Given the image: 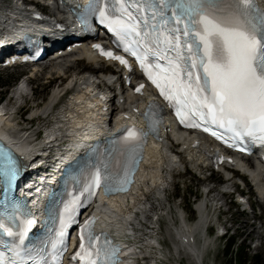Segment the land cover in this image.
I'll return each mask as SVG.
<instances>
[{"label": "snow or ice", "instance_id": "1", "mask_svg": "<svg viewBox=\"0 0 264 264\" xmlns=\"http://www.w3.org/2000/svg\"><path fill=\"white\" fill-rule=\"evenodd\" d=\"M99 20L112 32L123 51L136 58L147 79L159 90L187 127L215 126L237 141L248 138L264 146V13L255 0H97ZM100 54L128 67L122 56L94 45ZM144 85L136 88L140 92ZM151 127V125H150ZM117 171L96 166L85 185L90 196L126 190L145 133L126 129ZM217 139L222 137L213 131ZM243 150V149H241ZM18 175L10 154L0 162V180L7 197ZM19 205H14L19 211ZM35 221H23L18 233L3 222L0 230L23 244ZM85 223L77 257L86 264H117L118 248L94 236ZM64 233L61 231V236ZM87 242V244L85 243ZM0 264L3 258L0 257ZM13 264H16L13 261Z\"/></svg>", "mask_w": 264, "mask_h": 264}, {"label": "bare ground", "instance_id": "2", "mask_svg": "<svg viewBox=\"0 0 264 264\" xmlns=\"http://www.w3.org/2000/svg\"><path fill=\"white\" fill-rule=\"evenodd\" d=\"M19 7V5L15 4L2 6V9H0V25L2 24V27L5 26V28H9L10 31H13L12 34H16L17 37H19V32L35 33L39 29L38 24L26 21V15ZM51 12V16L56 15V17H61L60 14H56L53 10H51ZM25 26L26 28H24ZM79 54V52L73 53L66 56L60 63H55L57 66L54 73L60 74L59 72H61L63 75V66H66L67 69L75 68L77 64L74 62L71 63V60L79 57ZM86 60L90 64L94 63L90 58H86ZM51 64L53 65V63ZM51 64H48L46 67H51ZM94 64L98 65L97 63ZM58 65L60 66L58 67ZM101 69L102 67L100 66L95 71V73L98 72L94 76L95 80H92L88 76L86 77L84 74L79 76L74 75L73 79L70 78L68 84L72 93L66 94L62 92V89L57 94L53 95L51 97L52 99L46 103L45 106L40 107L39 111H35L34 115L33 113L30 114V118L43 116L44 120L48 119L50 126L44 128L45 133L50 134V136L55 139L56 143L66 137L69 139V142H73L74 145L77 144V148L73 150L69 158L83 151L90 145L89 142L93 139L106 135L108 136L110 133L105 121L107 112L99 111V104L93 97L94 81H97L102 87L110 84L108 76L101 74ZM23 88V84L15 87L11 92L10 98L16 100L21 98ZM64 96H67L64 105L60 109H55L57 103ZM122 97L125 101L122 107L127 110L126 107L134 103L135 100L129 98L128 95ZM15 114L16 107L14 106L11 108L3 106L2 109H0V135L13 138L15 148L22 153L25 159H28L31 155L30 153L33 152L36 147L34 148L31 143L30 135L18 131L17 123L14 122ZM86 126L91 127L85 129ZM75 137L77 141H75ZM171 139L177 143L176 146L171 144L167 137H165L163 139V144L157 143L148 149L147 159L144 160L141 173L136 179L135 186L128 196L118 195L106 198L105 205L101 208L100 218L102 219V224L110 230H113V233L119 240H130L131 243H133L131 246L133 248L141 246L145 234L151 233L153 236V232L155 233L160 230L159 226L156 227V224L150 222L149 216L152 215V217H154L157 207L162 203L163 199L161 196L164 198L166 186L168 185L167 181L171 178L170 171L183 169L185 167L184 164H187L193 171L199 173L200 166L205 164V159L201 150L194 151L191 149L189 136L178 134L173 138L171 137ZM44 145L45 144H40L39 146ZM200 146L204 147V144L202 143ZM169 152L176 156L171 155ZM238 166L249 169L247 176L254 188L257 202L262 200L264 207V175L261 169L247 164L242 165L240 163L236 164L233 169ZM208 197L210 199H208ZM222 198V196L218 197V194L211 193L205 197L206 202H199L196 204L195 211L197 213V220L195 224L185 220L183 211L176 213L178 224H173L171 229L176 239L174 252L178 250L184 251L185 254L187 253L193 258L194 264H203L202 259L205 250L211 243V240L204 235V227L206 223L211 222L213 218L210 217L209 211L206 213L205 209L207 204L210 203V205H212L219 201H221L219 205L222 207V205H224L222 203ZM250 227L254 228L252 225H250ZM254 231L256 232V228H254ZM199 232L202 238L200 247L195 243L197 233ZM156 236H158V234H156L155 237ZM159 246L161 247V251H155L150 246H148L149 248H146L145 251H149L150 254H157L164 259L172 256L169 251L162 248L160 241ZM135 262L138 264L137 260L133 258L128 264H134Z\"/></svg>", "mask_w": 264, "mask_h": 264}, {"label": "rangeland", "instance_id": "3", "mask_svg": "<svg viewBox=\"0 0 264 264\" xmlns=\"http://www.w3.org/2000/svg\"><path fill=\"white\" fill-rule=\"evenodd\" d=\"M46 65L48 64H43V68L42 66L39 68L41 73L35 76V80L30 81L29 88L31 90V95H25V97H21L22 99L20 100L11 99L10 95L17 85L15 80L16 77L18 74L24 72L26 68L20 67L0 70V107L5 106L11 108L19 104L23 105V107H19L16 111L14 122L17 123L18 131L26 135L28 134L31 136L36 130L50 126L48 119L44 120L43 116L31 118L33 120L29 122L24 121V119H30L31 113L34 115L35 111H39L40 107L45 106L46 103L52 99L51 97L53 95L57 94L69 84L70 78L73 79L74 75H82L84 70L80 69L85 64H77L75 68L68 69L66 66H63V75L61 72H59L60 74L54 73V71H56V64H53L54 66L51 65V67H46ZM90 67L92 68V66L89 65L87 70H90ZM66 98L67 96L62 97L55 109H60L64 105ZM33 143L34 142H32V144ZM36 145L37 142L33 144L34 147H37ZM206 174L207 173L204 172L202 176H206ZM212 181L214 184L217 183L216 179ZM218 185H221V182H219ZM209 186L210 184L208 186L203 185L200 176L190 168H187L185 172L184 168L179 169L178 174L172 175V183L167 186L165 199L162 200L161 205L156 209L157 214L160 215V230L157 237L163 241V243H161L162 248L169 251L172 255L168 257L163 264H194V260L189 254H185V252L181 250L174 252L176 239L172 237L171 224H178L176 213L180 210L183 211L187 221L195 224L197 220V213L196 215L194 214L195 205L203 200V187L208 188ZM245 190L247 191L246 194L250 193V201L255 202L256 197L253 189L249 187ZM222 197L224 205H222L218 211L213 212L209 211V209L207 210L209 211L210 217L217 216L218 222L223 225L224 230L228 232L227 236H230L228 243H230V245L227 250L226 248L223 249V243L227 236L218 239L213 236V232L207 231L209 239L212 240V244L205 250L202 259L203 264H261V262L264 264V207L262 202H260V206L255 205L252 211L247 209L245 212H242V209L232 200L224 196ZM220 202L221 201L218 203L220 204ZM213 222L214 221L211 223ZM250 225L256 228V232ZM201 239V234L199 232L195 239V243L198 247H200L202 242ZM152 255L156 257L159 256L153 253Z\"/></svg>", "mask_w": 264, "mask_h": 264}, {"label": "trees", "instance_id": "4", "mask_svg": "<svg viewBox=\"0 0 264 264\" xmlns=\"http://www.w3.org/2000/svg\"><path fill=\"white\" fill-rule=\"evenodd\" d=\"M3 95H4V92H3ZM229 245H230V243H228L226 250L229 248ZM261 264H263V263L261 262Z\"/></svg>", "mask_w": 264, "mask_h": 264}]
</instances>
